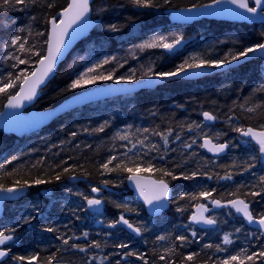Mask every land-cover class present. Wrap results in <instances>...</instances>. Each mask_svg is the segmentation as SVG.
I'll use <instances>...</instances> for the list:
<instances>
[{"label":"trees","instance_id":"16d2710c","mask_svg":"<svg viewBox=\"0 0 264 264\" xmlns=\"http://www.w3.org/2000/svg\"><path fill=\"white\" fill-rule=\"evenodd\" d=\"M212 1L215 0H152L155 7L144 8L135 6L131 0H93V16L101 18L100 24L59 67L34 108H53L83 91L85 88L79 90L71 87L75 75L106 58L116 59L97 68L91 73L92 76L113 71L114 80L123 76L125 69L137 62L151 61L156 72L172 71L194 55L203 59H222L229 51L238 52L264 41V24L201 21L183 28L185 38L190 39L191 44L182 52L168 56L159 49L146 50L132 59L130 47L147 35L182 29L170 23L165 10L199 6ZM68 3L69 0H35L34 3L29 0L27 7L15 4L10 8L0 7V80L7 82L9 74L15 77L21 71L34 70L40 56L46 51L49 21ZM49 4L53 6L48 7ZM111 25H116L119 30L111 31ZM21 28L23 32H19ZM17 34L27 40L26 48L35 45L34 51H39L40 56L25 53L22 58L29 63L13 67L15 61L5 60L4 57L15 49H6L4 45L12 35ZM88 54L92 56L88 58ZM85 57V64H77L78 58ZM120 63L125 64L118 71ZM143 76L144 73L136 72L135 81ZM113 80L107 81L111 83ZM108 82L97 79L90 84L95 87ZM19 86L20 81H16V87L0 93V112L8 96L17 92ZM262 87V62L252 60L199 81L171 80L154 90L93 103L67 113L44 129L20 139L0 130V182L13 186L16 179L42 178L51 181L30 187L29 194L20 202L6 205L0 230H14L15 242L9 259L3 264H23L15 257L32 254L38 255L35 262L43 264H48L50 256L56 258L53 264H87L92 256L108 257L104 264H116L117 260L121 264H143L135 257L123 260L116 255L129 250L142 254L148 264H220L229 255L241 253L242 249L251 253L264 250L262 235L247 227L229 210L216 213L217 227L214 229L201 230L187 222L195 205L213 199L229 201L241 198L252 204L255 216L264 213V185L259 182V177L264 175V163L257 159L254 161L255 168L244 170L242 165L251 156L259 157L260 154L257 146L251 142L245 143L246 140L233 130L236 126L259 129L264 124V113H248L240 107L245 100H248L246 107L264 104V92L259 91ZM205 111L218 117L210 127L202 121ZM230 116L232 120H229ZM192 124H203L205 127L189 131L188 125ZM101 125L105 126L103 132L93 131ZM145 128L149 131L144 132ZM169 131L171 134L168 135L169 143L165 150L164 141L157 133L168 134ZM204 132L213 137L216 143L230 144L225 157L212 158L201 150ZM72 133H76L75 137ZM117 133L128 135L132 142L143 140L146 146L156 144L160 150L149 151L148 147L138 144L136 149L128 152L131 143L129 140L114 139ZM217 133L220 134L218 139L215 138ZM177 136L180 138L176 139ZM193 139L196 143L191 148H185L184 145ZM161 155L163 159H160ZM13 156L20 158L8 164L7 161ZM111 156H116L117 160L109 168L119 161H124L129 167L138 164L142 171L137 173L168 182L172 188L170 209L157 218L148 216L143 205L128 190L126 179L132 173L122 169L108 172L101 167ZM149 162L152 169L146 170ZM63 168H70V171L65 173ZM158 169L168 170L181 178L173 179L172 175H163ZM5 172H13V175L6 176ZM194 172L198 173L196 177L183 178L184 175L191 177ZM229 172L233 176L231 180L220 178ZM58 173L61 175L59 181L55 180ZM209 175L212 179H208ZM72 176L78 181L70 182ZM104 181L109 182L107 186ZM103 186L111 191L103 193L105 212L101 216L86 210V200L81 195L73 194L88 196L92 187L101 189ZM204 190L211 191L212 195L191 199L193 194ZM252 191L261 194L252 196ZM181 196L184 198L181 199ZM125 208L132 211H125ZM177 208L182 210L177 211ZM122 213L131 223L142 228L139 239H134L119 224L116 228L107 227ZM48 227L55 231H44ZM236 228L241 231L235 232ZM193 230L197 232L195 238L191 235ZM84 232L89 233L87 240H70L69 245L57 239L58 236L82 237ZM225 234H230L232 244H223ZM181 235L186 236L187 240L176 239ZM158 236L167 239L158 240ZM95 241L101 243L102 250L88 248L87 252H80L70 247L72 243L82 245L79 242L86 243L82 246L87 247ZM119 243H128L130 248H116L115 245ZM205 244H212L213 248H205ZM215 245H221L227 251L217 252ZM193 253L196 255L192 260L185 259ZM161 255L165 257L164 260L160 259ZM92 264L96 262L92 261ZM232 264L239 262L233 261ZM244 264H264V257L254 256Z\"/></svg>","mask_w":264,"mask_h":264},{"label":"snow or ice","instance_id":"6c2138e0","mask_svg":"<svg viewBox=\"0 0 264 264\" xmlns=\"http://www.w3.org/2000/svg\"><path fill=\"white\" fill-rule=\"evenodd\" d=\"M34 3L35 0H32ZM231 3L236 5L237 8L243 9L244 12L250 13L252 17H259L264 19V0H254L255 6L250 7L249 6V0H216V3ZM131 3H133L137 7H144V8H152L155 7V5L152 3V0H131ZM21 5L24 7H27L29 4V0H0V7H12V5ZM52 4H49L48 7H52ZM206 7H211V5H208ZM259 10V11H258ZM89 11V0H71V2L68 4L66 8H64L63 11H61L59 16V23H57V18L53 17L49 23L51 24V31L48 35L47 40L45 41L47 45V51L46 54L43 56H40L39 51H34L35 45H32L30 47H25L27 44V40L22 38L20 35H12L10 40H8L4 47L6 49H15L14 52H12L9 55H6L4 57L5 60H14L15 64H13V67H17L18 65L29 63L28 60L22 58V55L27 53L30 55H36L40 56V59L37 61L39 64V67H36L34 70L30 72L21 71L19 75L13 77L11 74H9L7 82L0 80V93L6 92L8 89L16 87V81H20L19 90L15 92L14 94H10L7 98V108H20L23 106L24 101H32L35 96L37 95V89L41 84L45 82V79L53 73V69L57 62V57L61 54V49L64 47V41L65 37L68 35V30L71 28L74 24H77L79 21L83 20L84 17L87 15ZM188 12H192L193 9H187ZM111 31H118L116 25L110 26ZM24 29H19V32H23ZM31 34V33H29ZM39 36H43L44 33H37ZM174 39L169 42L168 37L164 35H157L153 36L149 40L144 41L143 43H140L138 45H135V48L140 49L143 51L144 49H154V48H161L165 51L171 53L176 48L177 45H179L183 39L181 34H173ZM132 51L131 49L129 50ZM17 53H20L21 55H17ZM254 53H260L261 55H264V43H257L252 46H248L246 48H243L242 50L238 52H232L229 51L222 59H203L198 55H194L189 57L188 59L184 60L183 63L178 65L174 70L172 71H160L156 72L154 67L149 66L144 71V76L141 77V79L147 78L148 81H152L154 79L159 80H166V79H172L174 77H180L182 75H186L190 72H198L204 68H215V69H223L225 67L231 66L233 62L239 61L242 58H247L249 54ZM115 57L112 58H106L99 64H97L94 67L88 68L87 72L92 73L95 72L97 68L102 67L105 64L110 63L112 60H115ZM121 67L123 65H120ZM87 76V73H85L80 78L76 79L71 87L77 88L81 87L83 83H95L97 79L100 80H113V71L108 72L107 74H101L98 76H92L91 79H85ZM135 69L132 70V75L130 76H120L115 79V83H128L132 84L135 82ZM259 91L264 92V87L260 88ZM248 104V100H245L244 104H241L240 107L244 109L248 113H264V104H255L251 107H246ZM0 115H3V113H0ZM204 121H215L217 120V116L214 115L211 112L205 111L202 113ZM233 117H229V120H232ZM104 125H101L100 127L94 129V132H103L104 131ZM205 126L203 124H192L188 125V130L193 131L194 129L199 130L203 129ZM234 131L238 132L241 137L248 138L245 143H248L249 141L254 142L256 146H258V151L260 156H251L249 158V161H246L242 167L245 171H249L252 168L256 167V164L254 161L257 159H264V124L260 125L259 129L253 128L251 126L245 128L236 126L233 129ZM87 131V130H86ZM144 132H148L149 129L145 128L143 129ZM161 139L164 141V148L167 150L168 148V135L171 134V131H169L168 134H160ZM73 137H75L76 133H72ZM219 133L216 134L215 138H219ZM203 136V143L200 145L203 148H206L209 152H212L214 154L223 153L225 149L229 147L227 143H213V137H209L208 133L204 132L202 133ZM180 137L177 136L176 139H179ZM114 139L119 140H129L131 143V147L127 149L128 152H131L133 149L137 148V145L139 144L140 147H148L149 151H159V147L156 144H151L150 146H146L144 144L143 140H138L136 142L130 141V138L128 135H121L120 133H117ZM196 143V140L193 139L191 143H186L184 145L185 148H191L193 144ZM147 154V153H145ZM20 157L13 156L11 159L7 161L8 164L13 163V161L18 160ZM164 156L161 155L160 159H163ZM117 160L116 156H111L107 162L103 163L101 167L108 171L112 172L116 169H122L123 171L132 173V175L129 176V179L132 180L135 184L137 189L140 190V195L144 198V201L148 205L154 206V210H158L155 208V205L160 204L161 201H168L169 200V186L168 184L163 180H159L158 182H153L154 188L152 189V194L149 195L145 192L141 178L135 173L142 171V169L137 164L135 167H129L127 164L124 163V161H119L115 164L113 168H109V165L113 163V161ZM42 163V162H38ZM235 166V165H233ZM35 167V165L33 166ZM152 165L149 162L148 169L151 170ZM70 171V168H63V172L67 173ZM158 171L162 172L163 175H172L173 179H180V176L174 175L172 172L165 170V169H158ZM4 175L6 176H12L13 172H5ZM198 175V173L194 172L192 173V176L189 177L187 175H184V179H190L194 178ZM61 178V175L58 173L55 176V180L59 181ZM72 179H75V176L71 177ZM221 179L225 180H231L233 178L232 173L229 172L223 177H220ZM208 179H212V176L209 175ZM51 181H46L42 178H36V179H16L13 181V186H6L3 182H0V194H6L3 197V199H10L15 198V196L18 193H22L26 188H30L32 186H38L44 183H50ZM259 182L261 185H264V175H261L259 177ZM109 182L104 181V184L107 186ZM71 192L72 190L69 189ZM91 191L93 193H99L100 189L97 187H92ZM74 195H81L84 200L87 202V206L89 209H94L97 213L100 212V207L102 205V200L99 198H89L88 196H83L81 193H73ZM249 193H246V195ZM260 192L252 191L250 195L252 196H258L260 195ZM187 195V194H185ZM212 195V192L209 190L200 191L199 193H195L191 196V199L195 200L198 197H210ZM184 196H181V199H183ZM209 204L212 205L213 208L215 207H230L235 210L236 213L241 214L244 219L249 224H258L261 229H264V213H259L256 216L252 214V211L250 210V204L246 203L243 199H233L229 200L226 204H222L220 200L213 199L208 201ZM117 207H121L118 205ZM197 211H195L191 217L190 222L193 224H203V225H215L217 223V220L214 217H208L205 216L206 212H209L211 209L208 207L207 204H197L196 205ZM87 210V209H86ZM182 209L177 208V211H181ZM125 211H132L130 208H125ZM118 224L126 226L128 229H130L132 232H134L137 236L142 235V228L139 226H134L133 223L129 221V219L125 218V215L122 213L119 216V219L111 222L107 225L108 228H116ZM187 227V226H186ZM14 230H8V234L5 233V231L0 230V246H4L7 242L13 241L14 237L11 234ZM44 231L46 232H53L55 229L48 227L45 228ZM240 228H236L235 232H240ZM105 235L110 236L111 233H106ZM191 235L193 238L197 236V232L193 230L191 232ZM89 236L88 232H84L81 236H69L65 238L64 236H58L57 239L62 240L64 245H69L70 240H79L81 238L87 240ZM158 240H165L167 237L165 236H158ZM177 240L185 241L187 240L186 236H177ZM233 243V240L230 239V234H225L223 236V244L224 245H230ZM182 246V245H181ZM72 249H77L80 252H87L88 248H96L101 249V243L99 241H95L91 244H89L87 247L72 243L70 245ZM116 248L119 249H128L130 248V245L128 243H119L115 245ZM205 248H213L212 244H205ZM215 249L217 252L221 251H227L226 248L222 247L221 245H215ZM9 250H5L2 247H0V260H3L4 257L8 256ZM116 255L121 256V259L127 260L128 257H135L137 260H142L143 264H148L147 260L144 259V256L142 254H139L134 251H127L126 253H116ZM196 255L193 253L192 255H188L185 257L187 260H192L193 256ZM254 256L257 257H264V250L260 251L259 253H252L247 254V249H242L241 253L237 255H229L227 259H224L220 262V264H232L233 261H238L239 264H244V260H252ZM243 257V258H241ZM17 261L23 262V264H34L35 261L38 260L37 254H32L30 256H17L15 257ZM55 256L48 257V264H53L55 261ZM108 259L106 256H101L97 258L96 256L90 257L87 264H92V261H95L96 264H104V262ZM161 260H164L165 257L163 255L160 256ZM116 264H121L120 260L116 261Z\"/></svg>","mask_w":264,"mask_h":264},{"label":"water","instance_id":"95a60500","mask_svg":"<svg viewBox=\"0 0 264 264\" xmlns=\"http://www.w3.org/2000/svg\"><path fill=\"white\" fill-rule=\"evenodd\" d=\"M70 2L71 0H69V3ZM92 3H93V0H89V11L87 15L84 17V19L79 21L77 24H74L71 28H69L68 35L65 37L64 47L61 49V54L57 57V62L53 69V73L50 74L45 79V82L39 86V88L37 89V95L35 96V98L32 101H24L22 107L15 108V109L7 108L6 107L7 100H6L4 107L2 111L0 112V113H3V115H0V130H2L5 134H11L15 136L17 139H20L24 136L33 134L35 132H38L44 129L45 127L49 126L51 123H53L58 118L78 108H83L93 103L106 101V100L113 99L116 97H123V96L137 94L144 90H154L158 86H161L171 80L178 79V80H185V81H199L206 77L213 76L217 73H221L229 69L239 67L245 64L246 62H249L252 60H260L262 62V70L264 73V55H261L260 53H254V54H249L247 58H242L239 61L233 62L231 66L225 67L223 69L204 68L198 72H190L186 75H182L180 77H174L172 79H166V80L154 79L152 81H148L147 79H143V80L135 81L132 84L110 83L106 85H99V86L90 88L88 90L77 92L53 108L46 109V110H37L34 107L36 103L38 102V100L40 99L42 95V91L46 89L47 86L54 79L59 67L68 59V57L71 55L74 49L83 40L89 37L90 34L94 31V29L100 24V21H101L100 19L93 18V12H92V7H91ZM208 5H211V7H206ZM249 6L250 7L255 6L254 0H251V1L249 0ZM187 9H193V11L188 12ZM164 14L168 17L172 25H176L180 27H187L196 22H201V21H214V22H225V23H230V24H247V25L264 24V19L259 18V17H252L250 13L244 12L243 9L237 8L236 5L234 4L226 3V2L216 3V0L203 4V5H199V6L167 9L164 11ZM56 18H57V23H59V16L57 15ZM50 31H51V24L49 23L48 35ZM262 43H264V41ZM189 44H190L189 39H182L181 43L176 46L173 52L169 53L165 51L164 49L162 50L167 55H173V54H177L181 52ZM46 51H47V45H46ZM46 51H45V54H46ZM36 67H39L38 63L36 64L35 68ZM202 121L205 126H209V127L214 125L216 122V120L215 121H204L203 116H202ZM241 138L244 140L248 139L245 137H241ZM202 143H203V138L201 140V144ZM213 143H216V142L213 141ZM224 143H227V142H224ZM251 143L254 144V142H251ZM227 144L229 145V147L225 149L223 153H219V154H214L212 152H209L206 148H203V147H201V150L205 152L207 155L211 156L212 158H222V157H225L229 152L230 144L229 143ZM261 160L264 163V159H261ZM130 175H128L126 179L127 186L133 192V195L137 198V200L144 205L146 213L149 216L156 218V217L161 216L162 214H164L170 209L171 200H172V188L166 181L165 182L169 186V192H168L169 200L161 201L160 204L155 205V208L158 210H154V206L148 205L145 203L144 198L140 195V190L137 189L136 184L132 180L129 179ZM135 175L141 178L142 186L145 192L151 195L152 189L154 188L153 182L154 181L158 182L159 180L152 176L142 175L139 173H135ZM70 180H72V182L78 181L77 178L75 179L71 178ZM103 190L108 191L109 189L106 186H103L102 189H100V192L98 194L93 193L92 191L91 193L95 198H99L103 194ZM29 191H30V188H26L22 193H18L15 196V198H10V199L0 198V220L3 219L4 213H5V205L8 203H13V202L18 201L21 197L25 196ZM4 195L6 194H0V197H3ZM236 199H241V198H236ZM227 202L228 201H221L222 204H226ZM198 204H205V203H198ZM207 205L211 210L209 212H206L205 216L209 217L211 214L215 212L225 210V209H230L239 218L243 219L247 227L253 230L259 231L264 237V229H261L260 226L255 223L249 224L244 219V217L241 214L236 213L234 209L230 207L213 208L211 204H207ZM104 210L105 208H104L103 201H102V205L100 207L99 213H97L94 209H89V211L97 213L99 215L103 214ZM250 210L252 211L251 205H250ZM195 211H197L196 205L194 206L192 210V214ZM191 215L187 219V222L194 227H197L201 230H209V229H214L217 227V223L215 225L193 224L190 222ZM122 226L126 230V232H128L129 234L137 238L140 237V236H137L130 229H128L126 226L124 225ZM8 243L9 242H7L4 246H6ZM4 246H0V247L3 248ZM8 256L4 257L3 260H0V264H3L4 262H6L8 259Z\"/></svg>","mask_w":264,"mask_h":264},{"label":"rangeland","instance_id":"374dc122","mask_svg":"<svg viewBox=\"0 0 264 264\" xmlns=\"http://www.w3.org/2000/svg\"><path fill=\"white\" fill-rule=\"evenodd\" d=\"M100 20H101V18H99ZM184 27H182V29H174V30H168V31H161V32H156V33H152V34H149V35H147L146 36V38L144 39V40H142L141 42H138V43H135V44H133L131 47H130V49L132 50L131 52H129V54L132 56V59H134L135 57H138L140 54H143V53H145L146 52V50H155V49H159V50H162L161 48H154V49H144L143 51H141L140 49H138V48H135L134 46L135 45H138V44H140V43H143L144 41H146V40H149L150 38H152L153 36H157V35H164V36H167L168 37V41L169 42H171L173 39H174V37H173V34L175 33V34H181L182 35V37H183V39H185V30L183 29ZM188 47V46H187ZM129 49V50H130ZM92 54H94V53H92ZM92 54L91 55H89L88 54V58L89 57H91L92 56ZM86 63L87 62V58L85 57V58H78L77 59V64H79V63ZM125 64V63H124ZM123 63H120V64H118V71L123 67H121L120 65H124ZM149 66H152V67H154V64H153V62L151 61V62H137L135 65H133V66H131V67H129L128 69H125V72H124V74H123V76H130V75H132V70L133 69H135V73L136 72H142V73H144V71H145V69L147 68V67H149ZM103 71V70H102ZM85 73H87V76L85 77V79L87 80V79H91V77H92V74L91 73H88L87 71H84V72H80V73H78V74H76L75 75V78H74V81L76 80V79H78V78H80L81 76H83ZM121 75V74H120ZM122 76V75H121ZM144 79H147V78H144ZM140 80H143V79H140ZM103 81V80H102ZM109 81V80H108ZM107 80H104V82H108ZM115 81V79L113 80V81H111V83H115L114 82ZM139 81V80H138ZM121 83H123V82H121ZM106 84H110L109 82L108 83H105V84H103V85H106ZM92 85L90 84V83H83V85L81 86V87H77V88H74V89H82V88H85V89H83V90H88L89 88H93V87H91ZM102 189V188H101ZM92 195V194H91ZM103 195V194H102ZM93 196V195H92ZM214 218H216V215H215V217ZM253 253V252H252ZM251 252H249L248 250H247V254H252ZM241 258H243V257H241ZM245 261H247L246 259L244 260V262Z\"/></svg>","mask_w":264,"mask_h":264},{"label":"bare ground","instance_id":"6f19581e","mask_svg":"<svg viewBox=\"0 0 264 264\" xmlns=\"http://www.w3.org/2000/svg\"><path fill=\"white\" fill-rule=\"evenodd\" d=\"M93 12V11H92ZM56 17V16H55ZM93 18L94 19H99V18H96V17H94L93 16ZM101 22V21H100ZM196 23H198V22H196ZM195 24V23H194ZM193 25V24H192ZM191 26V25H190ZM96 29V28H95ZM94 29V30H95ZM93 33V32H92ZM91 35V34H90ZM48 37V36H47ZM186 39V38H185ZM190 40V39H189ZM190 44H191V40H190ZM189 44V45H190ZM188 45V46H189ZM75 50V49H74ZM162 52H163V50H161ZM163 53H165V52H163ZM72 54V53H71ZM166 54V53H165ZM167 55V54H166ZM173 55H176V54H173ZM173 55H168V56H173ZM99 86V85H98ZM96 87V86H95ZM63 102V101H62ZM102 102V101H101ZM78 109H81V108H78ZM77 110V109H76ZM75 111V110H74ZM73 112V111H72ZM70 113V112H69ZM209 156V155H208ZM211 157V156H210ZM155 178V177H154ZM159 180V179H158ZM70 182H72V180H70ZM74 182H77V181H74ZM168 183V182H167ZM127 184V183H126ZM128 187V186H127ZM171 187V186H170ZM108 188V187H107ZM109 190L108 191H111V189L110 188H108ZM128 190L132 193V196L137 200V198L133 195V192L128 188ZM108 191H104L103 190V193L104 192H108ZM30 192V191H29ZM29 192L25 195V196H27L28 194H29ZM25 196H23V197H21L18 201H16V202H13V203H8V204H15V203H18V202H20ZM236 199V198H235ZM233 200V199H232ZM138 201V200H137ZM221 201V200H220ZM139 202V201H138ZM139 203H141V202H139ZM8 204H6V205H8ZM142 204V203H141ZM250 204V203H249ZM6 205H5V212H6ZM143 205V204H142ZM251 205V207H252V204H250ZM143 207H144V205H143ZM86 208H87V204H86ZM104 208H105V205H104ZM144 209H145V207H144ZM87 210L89 211V209L87 208ZM225 210H229V211H231V212H233L232 210H230V209H225ZM146 211V210H145ZM222 211V210H221ZM90 213H92V214H94V215H98V216H101V215H103V214H101V215H99V214H97V213H94V212H91V211H89ZM104 212H105V210H104ZM219 212V211H218ZM216 213L217 212H215V215H216ZM234 213V212H233ZM252 213H253V207H252ZM147 214V213H146ZM192 214V213H191ZM190 214V215H191ZM235 214V213H234ZM254 214V213H253ZM121 214H118L117 215V220L119 219V216H120ZM148 215V214H147ZM163 215V214H162ZM189 215V216H190ZM236 215V214H235ZM4 216H5V213H4ZM4 216H3V218H4ZM149 216V215H148ZM237 216V215H236ZM255 216V215H254ZM151 217V216H150ZM160 217V216H159ZM210 217V216H209ZM238 217V216H237ZM127 218V217H126ZM152 218H154V217H152ZM157 218V217H156ZM189 218V217H188ZM239 218V217H238ZM128 219V218H127ZM240 220H242L243 221V219H241V218H239ZM2 220H0V222H1ZM130 221V220H129ZM244 222V221H243ZM189 224V223H188ZM244 224H245V222H244ZM122 228H123V226L121 225V224H119ZM190 225V224H189ZM246 225V224H245ZM135 226V225H134ZM192 226V225H191ZM194 227V226H193ZM9 229H11L10 227H8ZM197 228V227H196ZM124 229V228H123ZM125 230V229H124ZM3 231H5V233L6 234H8V229L6 230V229H4ZM126 231V230H125ZM255 231H257V230H255ZM257 232H259V231H257ZM126 233H128V232H126ZM260 233V232H259ZM12 235H13V237H14V240L13 241H9V243L6 245V246H4L3 247V249H5V250H9V256H8V259H9V257H10V253H11V247H12V245L14 244V242H15V235H14V233H11ZM129 234V233H128ZM261 234V233H260ZM129 235H131V234H129ZM262 235V234H261ZM134 239H139L140 237H141V235H140V237H134L133 235H131ZM263 237V236H262ZM264 238V237H263ZM79 243H81L82 245H86V243H84V242H79ZM11 256H12V254H11ZM7 259V260H8ZM34 264H43V263H37V262H34ZM59 264H62V263H59Z\"/></svg>","mask_w":264,"mask_h":264},{"label":"flooded vegetation","instance_id":"af4514ba","mask_svg":"<svg viewBox=\"0 0 264 264\" xmlns=\"http://www.w3.org/2000/svg\"><path fill=\"white\" fill-rule=\"evenodd\" d=\"M90 192H91V191H90ZM91 194H92V193H91ZM91 194L88 195L89 198L94 197V196H92ZM99 198L103 201V199H102V198H103V195H101ZM103 203H104V202H103ZM85 204H87V202H86ZM205 204H209V203H205ZM210 217H215V213L211 214ZM215 219H216V218H215Z\"/></svg>","mask_w":264,"mask_h":264}]
</instances>
